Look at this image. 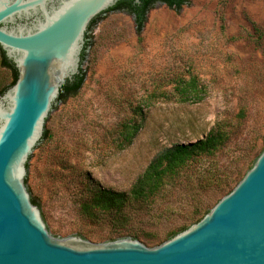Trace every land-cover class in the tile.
<instances>
[{
    "label": "rangeland",
    "instance_id": "rangeland-1",
    "mask_svg": "<svg viewBox=\"0 0 264 264\" xmlns=\"http://www.w3.org/2000/svg\"><path fill=\"white\" fill-rule=\"evenodd\" d=\"M91 40L84 85L56 103L49 139L29 167L31 196L58 238L107 242L112 228L80 213L82 181L130 191L157 152L204 138L221 121L232 138L205 162L225 173L230 190L243 178L264 148V0H188L181 9L156 2L141 33L134 16L119 8L92 30ZM192 76L203 99L182 102L178 79ZM136 107L144 112L140 130L121 149L119 129ZM224 195L216 186L182 185L167 200L180 214L137 220L130 228L145 245L157 246L196 206L211 209ZM167 201L159 200L157 210Z\"/></svg>",
    "mask_w": 264,
    "mask_h": 264
},
{
    "label": "water",
    "instance_id": "water-1",
    "mask_svg": "<svg viewBox=\"0 0 264 264\" xmlns=\"http://www.w3.org/2000/svg\"><path fill=\"white\" fill-rule=\"evenodd\" d=\"M119 1L64 0L50 10L47 0H0V90L8 86L0 96V264H264V150L201 220L154 247L132 237L58 238L32 202L28 161L49 139L41 141L61 86L84 70L87 32ZM38 11L42 18L29 29L1 26ZM2 50L17 68L14 84Z\"/></svg>",
    "mask_w": 264,
    "mask_h": 264
},
{
    "label": "trees",
    "instance_id": "trees-1",
    "mask_svg": "<svg viewBox=\"0 0 264 264\" xmlns=\"http://www.w3.org/2000/svg\"><path fill=\"white\" fill-rule=\"evenodd\" d=\"M156 2H162L171 8L181 9L188 3V0H142L140 4H133L131 0H121L103 13L118 8L125 9L134 16L137 32L141 33L147 22L148 11ZM98 17L90 23L88 31L97 23ZM91 44V36L87 32L81 64L87 59V50ZM2 62L5 66L14 70V84L18 78V71L16 66L7 59L4 51H2ZM84 82L85 72L81 68L80 72L72 80H66L61 86L56 101L67 102L69 98L76 96L82 89ZM177 83L176 93L182 102L190 100L201 101L203 99L204 88L199 84L196 77H180ZM7 88L8 86L0 90V94ZM139 114V118L143 119V109L136 107L133 110V115L135 116H131L124 121L119 129L118 139L115 141L117 147L124 149L132 143L140 130L138 123ZM232 131L231 126L227 122L221 121L204 138L194 142L175 143L161 149L154 155L130 191H118L103 187L89 177L87 180L82 181L83 194L80 199L81 215L89 222L108 224L112 229L103 236L107 241L125 237L138 239V232L130 228V225L134 221L146 218L149 220L168 218L173 214H180V212H177V208L171 205L170 201H167L170 193L174 189L182 185L190 189L193 186L196 189H207L216 186L220 193L228 194L236 185L230 190V183L227 181L228 178H224L225 173H222L216 164L212 162L206 163L205 161L219 154L228 145L232 138ZM48 138L49 132L45 130L41 141L47 140ZM256 159L253 161L251 167L254 165ZM27 167L28 174L26 181L29 175V161ZM49 173L51 174L52 172L50 171ZM159 200L167 201L161 211L157 210L158 207H155L159 204ZM32 202L41 208V201L38 198L32 197ZM209 211L210 209L205 205L196 206L191 212L182 217L180 226L169 230L160 239L159 244L198 222Z\"/></svg>",
    "mask_w": 264,
    "mask_h": 264
},
{
    "label": "flooded vegetation",
    "instance_id": "flooded-vegetation-1",
    "mask_svg": "<svg viewBox=\"0 0 264 264\" xmlns=\"http://www.w3.org/2000/svg\"><path fill=\"white\" fill-rule=\"evenodd\" d=\"M25 1H27V0H25ZM63 1L64 0H47L46 7L50 10L54 9V8H58L62 4ZM131 1L133 4H140L142 2V0L140 3H137L136 0H131ZM38 8H40V6H38ZM39 18H42V14L40 11H38L37 13H34L33 15H31L29 17H27V16H21L20 17V16L16 15L14 20H9L7 22H3V23H1V26H6L8 29H12V28L17 29L20 25H22V26L26 27L27 29H29V28L33 27L34 23H36L37 19H39ZM2 51H4V50H2ZM5 56H6V54H5ZM7 59L11 63H13L8 57H7ZM1 95L2 94H0V96Z\"/></svg>",
    "mask_w": 264,
    "mask_h": 264
}]
</instances>
